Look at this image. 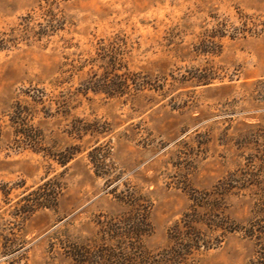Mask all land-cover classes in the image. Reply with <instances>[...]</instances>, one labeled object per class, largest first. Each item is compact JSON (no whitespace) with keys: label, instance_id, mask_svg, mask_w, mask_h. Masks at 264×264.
<instances>
[{"label":"rangeland","instance_id":"obj_1","mask_svg":"<svg viewBox=\"0 0 264 264\" xmlns=\"http://www.w3.org/2000/svg\"><path fill=\"white\" fill-rule=\"evenodd\" d=\"M19 105L39 150L17 143ZM0 119V264L120 237L136 264H173L187 215L212 243L187 264H264V0H0Z\"/></svg>","mask_w":264,"mask_h":264},{"label":"trees","instance_id":"obj_2","mask_svg":"<svg viewBox=\"0 0 264 264\" xmlns=\"http://www.w3.org/2000/svg\"><path fill=\"white\" fill-rule=\"evenodd\" d=\"M120 79L123 83L127 84L122 77H120ZM123 88L126 89L127 85H123ZM18 108L20 109V111L15 112V116L12 120V128H14L16 140L18 141L17 143L24 148H32L34 150H39L41 146V135L37 134L38 129L32 124L34 120L32 119L33 116L28 111H25L21 105H19ZM1 136L2 125L0 119V138ZM97 150L98 148L94 149L93 153H91V162L93 165H95V167L98 168V166L103 165V162L100 161L99 157L96 156L95 153ZM74 155L75 153H72L62 157L61 164L65 165L67 162L74 158ZM49 185L50 183H46L44 187L39 188V193L37 192L38 198L36 200L37 208L48 206L46 205L47 203L39 204L40 202H48L51 201V199L55 200V198H53V195H56V191H54L53 189V193H51V190L46 188ZM47 192H49V194ZM191 198L195 203H197V205H195V210H193L196 214H198L196 208H200V206H208L204 204V201H198V199L196 200L193 195H191ZM120 200L122 202L129 201V205L133 209L139 207L140 201H138L136 196L131 195L129 197H126L125 199L122 198ZM200 204H203V206ZM197 217V215H187L185 217V220L183 221L182 226L181 224H177L175 225L174 229H172L170 233V239L173 243V246L171 247V252L166 254L164 262H170L173 264H187L189 256L193 255L196 251L199 252L202 248H212L210 247L212 243L210 240H208L209 237L205 233H202L201 231L196 229V226L193 225L194 223H198L200 222V220H202L199 219L201 218L200 216L198 217V219ZM148 219L149 218L147 216H143L142 224L144 227L146 226L148 230H142L143 228H140L139 225H137L132 230H128L126 235L130 237L126 238L133 240L137 244V239L139 240L144 234H148L149 228H151ZM206 219L207 220L205 222H209L210 224H208L211 226L212 229L226 230L224 227L226 225H224V223H226L227 221H224L223 223L219 214H210L208 215V218L206 217ZM213 219H217L219 221H214ZM113 227L114 226L112 225V228H109L110 232L105 231V233H113ZM119 239L125 241L122 237H120ZM120 240H118L119 245L111 246L105 243L101 247H96L98 248V250L92 249V247L86 249L85 247H79L77 245L74 247H66V249H68L69 256L75 264H136V255L134 254L136 252V248L128 244V246L124 244L120 245Z\"/></svg>","mask_w":264,"mask_h":264}]
</instances>
